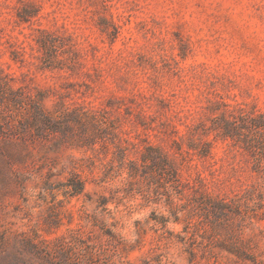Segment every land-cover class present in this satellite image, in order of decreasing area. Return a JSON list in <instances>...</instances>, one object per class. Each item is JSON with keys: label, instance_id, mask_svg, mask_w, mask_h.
Instances as JSON below:
<instances>
[{"label": "rangeland", "instance_id": "374dc122", "mask_svg": "<svg viewBox=\"0 0 264 264\" xmlns=\"http://www.w3.org/2000/svg\"><path fill=\"white\" fill-rule=\"evenodd\" d=\"M98 248L264 264V0H0V264Z\"/></svg>", "mask_w": 264, "mask_h": 264}, {"label": "trees", "instance_id": "16d2710c", "mask_svg": "<svg viewBox=\"0 0 264 264\" xmlns=\"http://www.w3.org/2000/svg\"><path fill=\"white\" fill-rule=\"evenodd\" d=\"M116 248H117V250L116 251H118V249H119V246H118V244L116 245ZM102 252H103V249L102 248H98V249H95L94 251H91V250H86L85 251V254H84V263L83 264H90V262L92 261V256H95V258H97V261L99 262V263H97V264H107V263H100L101 261H100V256H101V254H102ZM229 252H235V253H238L239 251L238 250H230ZM71 264H74V263H71Z\"/></svg>", "mask_w": 264, "mask_h": 264}]
</instances>
